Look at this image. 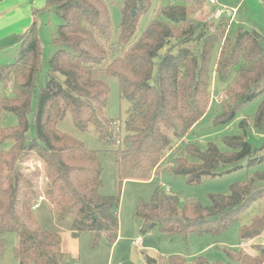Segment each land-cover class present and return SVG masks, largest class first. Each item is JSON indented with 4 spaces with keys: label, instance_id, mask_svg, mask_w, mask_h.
Listing matches in <instances>:
<instances>
[{
    "label": "trees",
    "instance_id": "obj_1",
    "mask_svg": "<svg viewBox=\"0 0 264 264\" xmlns=\"http://www.w3.org/2000/svg\"><path fill=\"white\" fill-rule=\"evenodd\" d=\"M165 1L135 40L152 0H124L115 43L122 51L111 58L107 44L112 42L113 23L104 0H47L46 7L64 23L53 35L58 49L49 61L46 84H39L42 41L36 21L16 61L0 65V259L6 246L3 235L16 232L19 264L76 263L60 249L61 234L38 221L34 206L40 196L53 204L58 220L72 221L74 237L89 232L93 245L102 237L112 243L119 238L121 197L101 192L104 168L98 151L57 128L68 113L79 129L94 125L101 141L117 145L113 152L121 185L129 179H151L174 151L168 169L189 184L221 175L222 166L238 169L243 159H248V167L264 161V145L255 148L247 139L246 119L240 122L242 134L224 137L229 151L214 142L201 150L188 140L210 107L216 52L213 72L228 83L217 121H230L241 106L259 100L252 126L264 135V36L243 25L231 31L232 19L226 13L201 19L209 0ZM102 73L116 77L120 96L129 102L123 137L120 121L106 115L110 86ZM5 112L13 113L17 123L3 126ZM34 156L44 164V172L26 164ZM209 199V205L197 198L182 202L158 187L150 201L138 202L136 216L142 231L169 236L221 235L236 223L242 244L264 234V170L233 183L229 194H210ZM252 249L253 253L224 248L228 262L201 255L191 260L182 255L145 258L148 264H264L263 245L254 242Z\"/></svg>",
    "mask_w": 264,
    "mask_h": 264
},
{
    "label": "rangeland",
    "instance_id": "obj_2",
    "mask_svg": "<svg viewBox=\"0 0 264 264\" xmlns=\"http://www.w3.org/2000/svg\"><path fill=\"white\" fill-rule=\"evenodd\" d=\"M110 10L113 23L112 42L107 46L111 50V58L119 55L121 49L115 44L120 31L122 22V6L124 0H104ZM206 2V1H205ZM47 0H0V13H6L1 16L0 25V65L13 63L17 59L20 43H15V36L3 39L10 34L23 33L29 29L34 21L37 22L39 35L42 41V71L39 77L40 87L46 84V73L49 69V61L57 51L53 43V35L59 25L64 23L63 18L58 16L53 9L46 7ZM17 4L18 7L7 13L8 7ZM165 0H152L150 10L141 16L134 39L136 40L146 29L149 23L156 17L161 6L165 5ZM207 4V5H206ZM199 17L208 20L213 17L210 13L213 11V4L206 3ZM217 7H237L226 12L230 15L232 24L231 31L236 30L238 26H245L249 29H255L264 36V0H217ZM218 52L215 53L211 63V103L207 113L197 122L188 140L195 141L201 150H206L209 142L216 143L222 151H229L223 142L224 137L242 134L240 122L243 119L248 120L249 129L247 139L255 148H261L264 145V135L252 126V121L259 103L255 100L240 107L235 118L230 121H217V117L223 112L222 101L226 98L224 89L228 83L219 80L214 71L215 61ZM160 57L157 59L159 62ZM101 78L110 86V103L106 109V115L116 121H120V136L125 134V120L129 102L120 96L119 84L116 77L102 73ZM39 89L33 94L32 109L36 108ZM2 121L3 126L14 125L17 123V117L13 113L5 112ZM31 128L29 137L35 136L33 123V114L29 115ZM119 125V123H118ZM57 128L76 139L83 141L89 149L97 150L99 158L103 165L104 186L101 192L107 195H120L121 204L119 211L120 230L119 238L115 243L110 242L106 237L93 245L91 234L82 232L78 237L72 235V221H60L54 213L53 204L45 197L40 207L35 209V215L38 221L48 229L58 231L62 236L60 249L70 254L72 259H76L74 264H148L145 255L152 257L172 255H182L191 260L195 256H204L210 261L228 262L224 248L234 251L245 250L253 253L252 244H262L264 247V234L258 237L254 242H247L242 245L239 235L240 224H233L221 235L206 233L199 235L193 233L188 237L175 235L169 236L158 230L144 232L141 228V221L136 216V206L140 200L150 201L156 188L160 187L166 191L176 194L183 202L187 198H197L204 205L210 204V194L230 193V186L237 181L246 180L255 170H264V161L255 164L252 167L247 166L248 159H243L239 163L238 169H232L231 166H222L223 172L217 177H204L198 184H189L184 176L175 175L168 169L172 165V158L177 153L169 155L161 166L158 174L153 175L149 180L129 179L120 184L118 177V165L115 160L113 150L117 145H109L99 139V134L94 125H89L86 131L79 129L74 123L70 113L58 122ZM264 153V151H263ZM35 168L39 166L44 172V164L38 156L26 163ZM230 170V171H228ZM42 181L44 180L41 176ZM47 200V201H45ZM45 201V202H44ZM6 240L4 254L0 259V264H19L15 254L19 237L16 232H7L3 235ZM142 239V245L136 246L133 242Z\"/></svg>",
    "mask_w": 264,
    "mask_h": 264
},
{
    "label": "built area",
    "instance_id": "obj_3",
    "mask_svg": "<svg viewBox=\"0 0 264 264\" xmlns=\"http://www.w3.org/2000/svg\"><path fill=\"white\" fill-rule=\"evenodd\" d=\"M211 4H217V0H209ZM229 11V8L228 7H218L216 9V11L213 13V16L215 17H220L222 15H224L226 12ZM120 131V130H118ZM119 142V141H118ZM44 200V196H40L39 197V200L36 202L35 206H34V209L38 208L39 205L41 204V202ZM136 246H141L142 245V239L140 238H137L134 242H133ZM246 243L242 244V245H245Z\"/></svg>",
    "mask_w": 264,
    "mask_h": 264
},
{
    "label": "crops",
    "instance_id": "obj_4",
    "mask_svg": "<svg viewBox=\"0 0 264 264\" xmlns=\"http://www.w3.org/2000/svg\"><path fill=\"white\" fill-rule=\"evenodd\" d=\"M17 7H18L17 4H14V5L8 7V9H7V13L10 12V11L15 10ZM228 8L231 9L232 7H228ZM232 9H237V7H234V8H232ZM4 14H6V13H5V12H4V13H0V25L3 24V23H1V16H3ZM28 30H29V29H25V31H24L23 33H20V34H18V35H16L17 33L10 34L9 36H7V37H5V38H3V39H7V38H10V37H12V36H13V37L15 36V38H16L15 43H20V44H21V42H22V40L24 39V37L26 36V33L28 32ZM125 181H126V180H125ZM45 201H47V200H45ZM45 201H44V202H45ZM41 203H42V202H41ZM40 205H41V204H40ZM40 205H39V207H40Z\"/></svg>",
    "mask_w": 264,
    "mask_h": 264
}]
</instances>
